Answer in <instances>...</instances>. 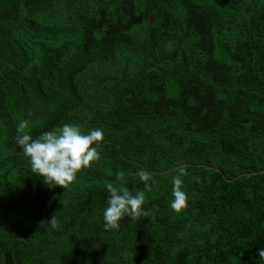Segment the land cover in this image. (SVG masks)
Instances as JSON below:
<instances>
[{
    "label": "trees",
    "instance_id": "1",
    "mask_svg": "<svg viewBox=\"0 0 264 264\" xmlns=\"http://www.w3.org/2000/svg\"><path fill=\"white\" fill-rule=\"evenodd\" d=\"M22 119L103 128L101 159L49 186ZM262 170L264 0H0L3 264H264ZM109 183L144 191L148 215L106 229Z\"/></svg>",
    "mask_w": 264,
    "mask_h": 264
},
{
    "label": "clouds",
    "instance_id": "2",
    "mask_svg": "<svg viewBox=\"0 0 264 264\" xmlns=\"http://www.w3.org/2000/svg\"><path fill=\"white\" fill-rule=\"evenodd\" d=\"M30 128L29 120H20L16 126L15 142L28 158L31 172L42 177L49 186L67 187L82 169L101 159L99 145L104 137V129L101 127L85 130L79 123L69 122L53 126L38 135H33ZM124 175L123 171L116 173L118 180ZM136 175L146 182V186L147 182H154L153 176L147 170L140 169ZM185 175V170L180 169L172 177L170 207L177 212L187 206L189 199L183 179ZM106 187L109 195L102 210L106 229H119L120 221L125 217L135 220L148 215L144 207V191L133 192L123 184L115 183H109ZM48 224L52 230H60L62 227L55 215ZM258 255L264 257V248L259 249ZM0 264H3L2 260Z\"/></svg>",
    "mask_w": 264,
    "mask_h": 264
},
{
    "label": "water",
    "instance_id": "3",
    "mask_svg": "<svg viewBox=\"0 0 264 264\" xmlns=\"http://www.w3.org/2000/svg\"><path fill=\"white\" fill-rule=\"evenodd\" d=\"M151 18L154 20L155 19V15H153V16H151ZM264 170H262V171H258V172H254V173H259V172H263ZM254 173H250L249 175H252V174H254Z\"/></svg>",
    "mask_w": 264,
    "mask_h": 264
}]
</instances>
